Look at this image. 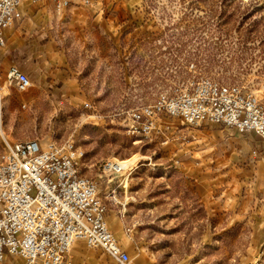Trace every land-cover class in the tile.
I'll use <instances>...</instances> for the list:
<instances>
[{"label": "rangeland", "instance_id": "1", "mask_svg": "<svg viewBox=\"0 0 264 264\" xmlns=\"http://www.w3.org/2000/svg\"><path fill=\"white\" fill-rule=\"evenodd\" d=\"M93 1L62 13L51 0L31 4L41 47L2 54L0 162L6 141H72L130 264H264V189L249 133L165 115L151 138L132 128L134 110L190 79L264 103V0ZM11 65L29 74L26 91L8 84ZM126 160L125 170L110 166ZM78 244L69 264H118Z\"/></svg>", "mask_w": 264, "mask_h": 264}, {"label": "built area", "instance_id": "2", "mask_svg": "<svg viewBox=\"0 0 264 264\" xmlns=\"http://www.w3.org/2000/svg\"><path fill=\"white\" fill-rule=\"evenodd\" d=\"M0 0V50L7 32L22 19L25 3ZM58 13L93 0H51ZM7 82L19 91L31 87L30 76L11 65ZM182 119L192 127L221 124L239 133L254 132L264 143V103L250 90L223 85L212 78L190 79L160 94L156 102L132 113V128L147 139L158 133L160 117ZM85 152L72 141L44 145L34 139L6 141L0 162V262L6 254L24 264H69L77 242L100 248L118 264L130 254L115 238L97 181L80 173Z\"/></svg>", "mask_w": 264, "mask_h": 264}, {"label": "crops", "instance_id": "3", "mask_svg": "<svg viewBox=\"0 0 264 264\" xmlns=\"http://www.w3.org/2000/svg\"><path fill=\"white\" fill-rule=\"evenodd\" d=\"M25 3L22 6V19L16 24V26L9 30L7 32V44L8 47L6 48V51L3 53L0 52V58L3 57L2 54H6L7 51L11 52L16 51L15 53L17 54H34L37 49L41 47L42 44V39L44 38L43 33V28L41 26V23L39 22L38 19V10L39 9H32L31 3ZM68 11V10H67ZM66 11V12H67ZM100 9H97L95 13L99 12ZM41 12V11H40ZM65 12V13H66ZM29 42L31 47L29 46ZM27 48H32L31 52L27 51ZM39 51V50H38ZM10 53V54H11ZM10 56V55H9ZM36 56V55H35ZM37 56H40L39 53H37ZM39 61L38 59H36ZM12 62V61H9ZM29 75V74H28ZM254 142H252L253 146L255 145V148L258 151V160L255 161L258 166V178L256 177V182L258 184H261V190L263 191L264 189V151H263V143L261 142L260 138L254 133L251 132L248 135ZM255 149V150H256ZM257 154V152H255ZM256 166V167H257ZM258 201V199H257ZM81 242V241H80ZM77 242L75 246L73 247L74 249H78L80 247H76V245H79ZM79 251V250H78ZM73 252L71 255V260H74L76 258H79V252ZM0 264H24V261L22 258L13 256L10 254H6L4 261L0 262Z\"/></svg>", "mask_w": 264, "mask_h": 264}, {"label": "bare ground", "instance_id": "4", "mask_svg": "<svg viewBox=\"0 0 264 264\" xmlns=\"http://www.w3.org/2000/svg\"><path fill=\"white\" fill-rule=\"evenodd\" d=\"M4 96H5V92L2 93V91H0V99H2ZM1 131L2 133H4L3 130ZM130 164H131V160L115 161V162H111L110 166L117 171H121L127 169Z\"/></svg>", "mask_w": 264, "mask_h": 264}]
</instances>
